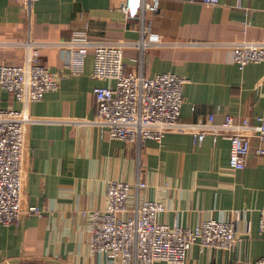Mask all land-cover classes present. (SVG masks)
<instances>
[{
    "label": "crops",
    "instance_id": "1",
    "mask_svg": "<svg viewBox=\"0 0 264 264\" xmlns=\"http://www.w3.org/2000/svg\"><path fill=\"white\" fill-rule=\"evenodd\" d=\"M36 0L31 22L25 0H0V66L22 64L25 41H67L77 32L92 39L124 40L127 72L154 76L173 72L188 79L181 119L216 123L227 115L257 122L264 117V62L240 68L233 43L264 40V0H162L158 11L135 0ZM144 41V38H146ZM148 39H159L160 43ZM190 41L200 44H184ZM44 64L60 79L59 89L45 94L27 111L43 119L28 128L23 206L36 205L42 215H25L0 226V264H120L90 246V212L107 207L108 185H134L129 208L143 200L163 203L162 222L195 226L208 219L234 221L232 250L194 245L183 264H244L264 257L259 229L264 207V159L252 139L247 165L230 167L231 143L211 134L196 144L189 132H169L143 145L111 138L92 121L97 116L94 88L111 85L93 75L94 53L76 57L58 45L41 50ZM81 63L79 72L66 68ZM24 104L0 87V111ZM79 120L74 123L71 121ZM86 121V122H81ZM143 181L145 187L135 185ZM125 215H123L124 217ZM156 264H169L159 261Z\"/></svg>",
    "mask_w": 264,
    "mask_h": 264
},
{
    "label": "built area",
    "instance_id": "2",
    "mask_svg": "<svg viewBox=\"0 0 264 264\" xmlns=\"http://www.w3.org/2000/svg\"><path fill=\"white\" fill-rule=\"evenodd\" d=\"M35 1L25 0L24 3L29 23ZM161 1L142 0L143 9L158 11ZM204 2L217 5L220 0ZM133 7V0H127L123 7L127 17ZM30 34L29 30V37L21 43L25 49L23 63L0 66V87L24 104L21 109L0 111V226L19 223L25 215L43 213L36 205L23 206V189L28 128L43 120L32 116L27 111L28 105L41 101L46 93L56 91L60 86L56 73L44 64L41 50L46 46L58 45L76 57H84L93 51V75L100 80H110L112 84L94 88L97 116L87 122L107 129L111 138L143 145L148 139L161 142L169 132H189L200 145L206 135L211 134L215 140L222 137L230 141V167L233 170L246 167L252 139L258 138L261 144L257 154L264 159V117H258L256 123L248 119L237 121L231 115L216 123L182 121L184 88L188 79L173 72L148 77L126 71V48L131 44L140 46V43L92 39L82 32L67 41L44 43L32 40ZM151 41L160 43L159 39H148L146 44L150 45ZM200 43L190 41L184 44ZM232 49L233 61L240 68L249 63L264 62V40L236 42ZM66 68L79 72L82 64L70 61ZM135 186L142 188L146 183L139 181ZM133 187L126 181L110 182L107 207L90 212L93 253H105L120 264H156L159 261L183 264L194 245L201 249L212 247L228 251L235 246L237 228L234 221L212 218L195 226L162 222L160 215L165 207L160 201L143 200L134 209L129 208ZM259 229L264 233V207L260 209ZM244 264H264V257L245 260Z\"/></svg>",
    "mask_w": 264,
    "mask_h": 264
},
{
    "label": "snow or ice",
    "instance_id": "3",
    "mask_svg": "<svg viewBox=\"0 0 264 264\" xmlns=\"http://www.w3.org/2000/svg\"><path fill=\"white\" fill-rule=\"evenodd\" d=\"M133 4H135V0H133Z\"/></svg>",
    "mask_w": 264,
    "mask_h": 264
}]
</instances>
